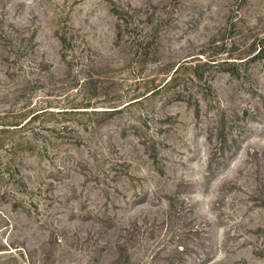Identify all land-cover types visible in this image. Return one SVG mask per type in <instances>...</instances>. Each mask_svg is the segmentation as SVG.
I'll return each mask as SVG.
<instances>
[{
  "label": "rangeland",
  "instance_id": "1",
  "mask_svg": "<svg viewBox=\"0 0 264 264\" xmlns=\"http://www.w3.org/2000/svg\"><path fill=\"white\" fill-rule=\"evenodd\" d=\"M263 36L264 0H0V264H88L110 219L130 264H264Z\"/></svg>",
  "mask_w": 264,
  "mask_h": 264
},
{
  "label": "trees",
  "instance_id": "2",
  "mask_svg": "<svg viewBox=\"0 0 264 264\" xmlns=\"http://www.w3.org/2000/svg\"><path fill=\"white\" fill-rule=\"evenodd\" d=\"M117 14L121 16V21L123 23H119L118 25V36L122 37L124 34H122V31L124 28L130 32L129 29V23L128 19L123 18L121 13L117 11ZM150 21V20H149ZM125 24V26H124ZM127 24V25H126ZM140 32L141 29L139 26H136V29H134V33ZM142 33V32H141ZM129 34V33H128ZM153 34L152 33H147V36L145 37H132L133 35H128L131 37V40H133V45H135L136 48H142L146 47L149 45V35ZM139 51V50H138ZM222 53L218 54L219 56H223L226 54V47L223 45L222 46ZM250 55L247 56V59H240L244 60L242 63H255L258 61H264V36L261 39H256L253 41V43L250 46ZM232 59L233 58H228ZM211 61L206 60V62L202 63V60H198V63H195L194 65L191 66V72L193 77L197 81H202L203 80V74H202V69L209 65ZM232 64V65H228ZM222 64L228 65L226 68L221 67V70L223 72H227L231 75H235L236 71L235 68V62H227L224 61ZM178 72V69L176 70L175 74L172 75L171 81L173 80V83L177 81V78L174 79V76ZM169 85V82L166 84ZM113 115V114H111ZM198 115V112H197ZM37 115H33L29 120H27L25 123H19L17 125H14L16 128H20L21 130L25 128L27 125H31L33 121L36 120ZM2 131L4 130H10L7 128L13 127V125H7V124H2ZM1 131V130H0ZM33 132V131H32ZM37 131H34V135L36 134ZM36 136V135H35ZM209 142L212 144L213 139L212 137H208ZM218 143L219 147L214 149L215 151L213 152V156L219 155L220 157H223L225 153L227 152L223 146L224 142H226L225 138L223 137H218ZM33 145V142L29 139H26L23 142L17 143L13 141H9L8 137H0V150H4L5 153H9L12 156H16L20 150L22 151H28L30 150ZM212 163V162H211ZM14 164V159H12V162L6 161V159H0V174H8L9 179L15 182V184H21L23 187H27V185L24 183L23 179L19 177L20 172L18 169H12L15 168L13 167ZM15 207H18V205H15ZM20 208V207H19ZM100 227L103 229V235H97L94 239L89 241V255H88V264H130V260L132 259V251L133 247L132 244L134 240H136V236H132V238H128L126 236H120L119 238L116 236V233L114 232L112 236H107V234L112 233L113 231L116 230V225L114 223L113 219L108 220L107 222H99ZM107 238V239H106ZM70 239H73L70 237ZM69 237L66 234H61V235H52L50 240L48 241V244H46L48 247L44 253L43 260L45 264L53 263L56 261V252L58 247H61L64 245V243L68 242ZM81 244V239H77V245ZM178 253L182 255H186V250H182L181 252L178 251ZM112 254V255H111ZM262 254V253H260ZM70 253H68L67 256H69ZM111 255L110 259H107V256ZM65 256V257H67ZM106 258V259H105ZM60 261L63 260V255L59 259ZM79 261V260H78ZM78 261H71L69 264H76ZM173 264H181L177 263L176 260L174 261Z\"/></svg>",
  "mask_w": 264,
  "mask_h": 264
}]
</instances>
